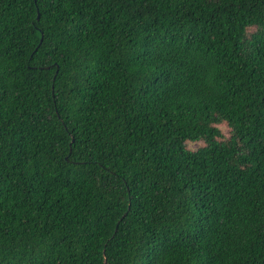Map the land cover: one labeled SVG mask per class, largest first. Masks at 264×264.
Returning a JSON list of instances; mask_svg holds the SVG:
<instances>
[{
	"label": "trees",
	"instance_id": "1",
	"mask_svg": "<svg viewBox=\"0 0 264 264\" xmlns=\"http://www.w3.org/2000/svg\"><path fill=\"white\" fill-rule=\"evenodd\" d=\"M0 264H264V0H0Z\"/></svg>",
	"mask_w": 264,
	"mask_h": 264
},
{
	"label": "rangeland",
	"instance_id": "2",
	"mask_svg": "<svg viewBox=\"0 0 264 264\" xmlns=\"http://www.w3.org/2000/svg\"><path fill=\"white\" fill-rule=\"evenodd\" d=\"M220 127H221L222 131H223L225 134L228 133V132H227V129H226V127H225L224 125H221ZM188 145H189V147H191V148H195V147H197V146L199 145V143H197V142H192V143H188Z\"/></svg>",
	"mask_w": 264,
	"mask_h": 264
}]
</instances>
